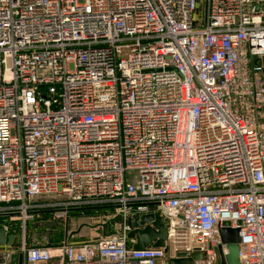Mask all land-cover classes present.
<instances>
[{"label": "built area", "instance_id": "1", "mask_svg": "<svg viewBox=\"0 0 264 264\" xmlns=\"http://www.w3.org/2000/svg\"><path fill=\"white\" fill-rule=\"evenodd\" d=\"M97 209L112 234L26 242ZM146 214L164 244L134 250ZM0 218L27 264H220L224 223L264 264V0H0Z\"/></svg>", "mask_w": 264, "mask_h": 264}, {"label": "water", "instance_id": "2", "mask_svg": "<svg viewBox=\"0 0 264 264\" xmlns=\"http://www.w3.org/2000/svg\"><path fill=\"white\" fill-rule=\"evenodd\" d=\"M120 217L111 219L105 224H98L92 228L99 227L102 230L103 236H108L114 232V225L120 222ZM130 232L128 237L135 239L134 250H142L148 245L154 248H162L165 239V229L162 219L159 215L146 214L139 218H134L133 221L127 222ZM228 224L224 223L222 228L219 229V236L222 243L227 244L228 254L220 258V264H238V248L239 242L238 230L227 228ZM91 227V226H90ZM16 232L13 230L6 231L3 226L0 225V246L11 247L15 241ZM39 243L44 244L46 237H37ZM201 259L199 253H192L190 256H186L184 253H177L174 257L164 259L163 264H195V261ZM9 264H27L22 254L14 253L10 256Z\"/></svg>", "mask_w": 264, "mask_h": 264}, {"label": "rangeland", "instance_id": "3", "mask_svg": "<svg viewBox=\"0 0 264 264\" xmlns=\"http://www.w3.org/2000/svg\"><path fill=\"white\" fill-rule=\"evenodd\" d=\"M199 10L200 7L198 5V11L195 14V18L198 17V14L200 15ZM116 217L118 216L115 215L111 209L72 211L67 215L65 220L63 218L53 219L50 213H43L40 214L38 218H35L33 221L26 224L25 232H28L31 227L30 233L32 235L46 234L50 237L55 235L52 239H50L49 244H47L50 245L57 243V239H55L57 238V231L63 230L64 228L66 232H72V242L82 243L102 235L101 228H92L93 226L105 224L107 221L115 219ZM16 226L18 227L17 224Z\"/></svg>", "mask_w": 264, "mask_h": 264}, {"label": "crops", "instance_id": "4", "mask_svg": "<svg viewBox=\"0 0 264 264\" xmlns=\"http://www.w3.org/2000/svg\"><path fill=\"white\" fill-rule=\"evenodd\" d=\"M3 223H4L3 218H0V225L2 226ZM30 229H31V227H30ZM30 229L28 230V232H26V236H25L26 242L29 245H44V244L47 245V244H49L50 239H52L55 236L54 235V236L50 237V236H47L46 234L32 235L30 233ZM42 235L46 237V242L44 244L39 243L37 241V237H41ZM72 237H73L72 232L68 233L63 228V230L57 231V238H55V239H57L56 244H60V243L64 242L65 240H68L70 243H74V242H72ZM56 244H50V245H56ZM20 246H21V234L17 231L15 241L11 247L0 246V256H1L0 261L2 260V258L5 254H9V257L11 255H13L14 253L21 254L20 250H19ZM46 264H61V263H59V261L53 259L49 263H46ZM158 264H163V260L160 261Z\"/></svg>", "mask_w": 264, "mask_h": 264}]
</instances>
